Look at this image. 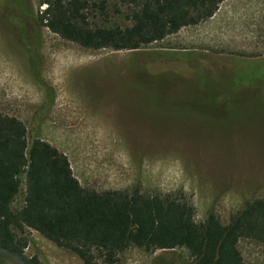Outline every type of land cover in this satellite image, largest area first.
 I'll return each instance as SVG.
<instances>
[{
	"label": "rangeland",
	"instance_id": "rangeland-1",
	"mask_svg": "<svg viewBox=\"0 0 264 264\" xmlns=\"http://www.w3.org/2000/svg\"><path fill=\"white\" fill-rule=\"evenodd\" d=\"M105 1L114 13L119 0ZM24 2L35 17L47 8ZM126 10L111 25H128ZM211 19L139 50H92L0 6V114L25 124L29 144L63 152L87 190L185 198L197 223L214 213L228 224L264 199V0H236ZM25 235L29 259L82 264L37 231ZM238 247L247 264H264L262 244ZM116 264L195 262L184 247L130 248Z\"/></svg>",
	"mask_w": 264,
	"mask_h": 264
},
{
	"label": "trees",
	"instance_id": "trees-1",
	"mask_svg": "<svg viewBox=\"0 0 264 264\" xmlns=\"http://www.w3.org/2000/svg\"><path fill=\"white\" fill-rule=\"evenodd\" d=\"M224 1L119 0L110 13L105 0H41L47 8L39 17L24 0H0V6L18 9L83 48L121 51L139 50L210 19ZM123 8L128 25H111ZM39 49H32L37 56ZM23 191L24 205L15 209ZM194 217L185 198L83 188L63 152L41 139L29 144L25 124L0 114V247L25 254V231L32 229L82 264H116L130 248L152 253L183 247L195 264H247L239 242L264 246V199L248 202L228 224L214 213L203 223Z\"/></svg>",
	"mask_w": 264,
	"mask_h": 264
},
{
	"label": "water",
	"instance_id": "water-1",
	"mask_svg": "<svg viewBox=\"0 0 264 264\" xmlns=\"http://www.w3.org/2000/svg\"><path fill=\"white\" fill-rule=\"evenodd\" d=\"M0 259L14 264H34L25 254L6 247H0Z\"/></svg>",
	"mask_w": 264,
	"mask_h": 264
},
{
	"label": "crops",
	"instance_id": "crops-1",
	"mask_svg": "<svg viewBox=\"0 0 264 264\" xmlns=\"http://www.w3.org/2000/svg\"><path fill=\"white\" fill-rule=\"evenodd\" d=\"M235 1L236 0H226L225 2H223V5H221L220 6V9L218 10V12L212 17V21L211 22H213V21H217L218 20V17L220 16V13L224 10V9H226V8H228L229 7V5H230V3L231 4H233V3H235ZM230 15V14H229Z\"/></svg>",
	"mask_w": 264,
	"mask_h": 264
},
{
	"label": "flooded vegetation",
	"instance_id": "flooded-vegetation-1",
	"mask_svg": "<svg viewBox=\"0 0 264 264\" xmlns=\"http://www.w3.org/2000/svg\"><path fill=\"white\" fill-rule=\"evenodd\" d=\"M17 12L18 13H20L22 16H24L18 9H17ZM25 17V16H24ZM25 18H27V17H25ZM38 24V23H37ZM38 26H39V24H38ZM32 34V32H30V35ZM35 35V34H34Z\"/></svg>",
	"mask_w": 264,
	"mask_h": 264
}]
</instances>
